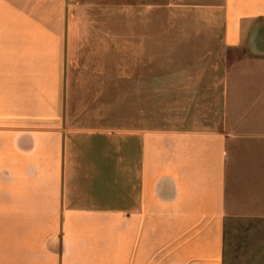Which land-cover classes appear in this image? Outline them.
Returning a JSON list of instances; mask_svg holds the SVG:
<instances>
[{"label":"crops","instance_id":"1","mask_svg":"<svg viewBox=\"0 0 264 264\" xmlns=\"http://www.w3.org/2000/svg\"><path fill=\"white\" fill-rule=\"evenodd\" d=\"M105 1L0 0V264H225L228 229L264 220V0L174 6L210 16L160 48L201 58L181 73L220 90L207 130L151 129L145 33L131 38L143 65L124 112L113 32L94 38L110 40V61L97 44L90 80L68 94L74 12Z\"/></svg>","mask_w":264,"mask_h":264},{"label":"rangeland","instance_id":"2","mask_svg":"<svg viewBox=\"0 0 264 264\" xmlns=\"http://www.w3.org/2000/svg\"><path fill=\"white\" fill-rule=\"evenodd\" d=\"M185 1L194 3L191 0ZM180 2L181 0H151L149 13H143L142 8L138 7L128 8L127 0H118V7L113 9L110 8L108 0L102 6L88 3V6L75 11L76 23L73 31L81 40L75 41V55L71 57L70 62L67 59L64 62L66 66L71 67L68 72L65 68L64 74L66 83L70 86L68 94L77 97L78 86L85 85L90 80L88 71L100 62L97 44L103 45L102 62L105 63L106 59L110 61V57L106 56L110 51V40L100 41L94 38L97 34L113 32L119 37L118 108L120 113L124 112L127 89L123 88V85L132 75V67L143 65L142 57L132 55L131 38L137 33H145L146 36H151V55L145 57L146 69L148 66L150 68V88L145 108L147 111L149 108L151 129H214L216 122L212 121V118L218 112L220 90L193 89V85H200L206 80L204 75L197 74L192 77L190 74L181 73L182 69L197 65L201 58L165 56L161 53L160 48L165 45L162 38L165 36L188 35L199 31L192 24V20L200 21L206 28H212L208 14L174 7ZM78 44L86 46L82 52L79 51ZM80 68L85 71L78 72ZM65 91L64 89L63 97ZM118 124L120 127L125 126L122 120ZM225 252V264H264V220L232 225L226 232Z\"/></svg>","mask_w":264,"mask_h":264}]
</instances>
